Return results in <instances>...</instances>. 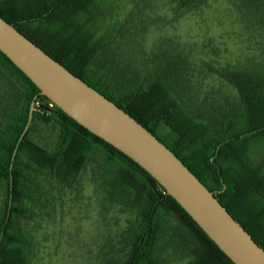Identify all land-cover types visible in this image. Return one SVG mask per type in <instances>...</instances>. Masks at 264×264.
Listing matches in <instances>:
<instances>
[{
    "label": "trees",
    "instance_id": "obj_1",
    "mask_svg": "<svg viewBox=\"0 0 264 264\" xmlns=\"http://www.w3.org/2000/svg\"><path fill=\"white\" fill-rule=\"evenodd\" d=\"M98 0H1L0 14L75 75L116 102L166 144L227 207L264 248V79L249 74H220L240 95L239 115L223 114L212 122L197 117L174 95L169 76L160 72L150 82L112 92L106 69L96 62L106 52L110 33L100 35L92 9ZM193 0H175L183 8ZM96 28H94V25ZM92 26V27H91ZM100 35V36H99ZM0 75L10 85L7 103L0 102V237L11 195V163L29 120L36 110L14 161L13 208L0 247V264H31L36 246L32 235L17 225L19 218L36 215L27 201L47 195L38 179L51 175L61 190L73 188L91 159L108 191L109 204L124 202L136 210L127 231L130 251L109 264H165L173 252L187 257L184 264H235L166 189L137 162L95 135L40 94L31 81L0 51ZM236 116V117H234ZM57 123L56 147L50 151L30 137L33 123Z\"/></svg>",
    "mask_w": 264,
    "mask_h": 264
},
{
    "label": "rangeland",
    "instance_id": "obj_2",
    "mask_svg": "<svg viewBox=\"0 0 264 264\" xmlns=\"http://www.w3.org/2000/svg\"><path fill=\"white\" fill-rule=\"evenodd\" d=\"M92 16L104 24L100 35L110 33L95 67L106 69L112 92L166 73L191 114L212 122L223 114L241 115L238 89L220 74L264 79V0H193L183 8L175 0H98ZM11 87L0 75V102L7 103L4 91ZM43 104L54 109L49 101L38 102ZM59 132L57 123L37 119L30 137L52 151ZM98 164L91 159L74 187L65 190L51 175L38 176L48 194L39 203L27 201L34 217L16 220L36 243L31 264H109L110 258L127 257L136 210L122 201L109 204L108 191L115 190L103 183ZM186 261L169 252L165 264Z\"/></svg>",
    "mask_w": 264,
    "mask_h": 264
},
{
    "label": "water",
    "instance_id": "obj_3",
    "mask_svg": "<svg viewBox=\"0 0 264 264\" xmlns=\"http://www.w3.org/2000/svg\"><path fill=\"white\" fill-rule=\"evenodd\" d=\"M0 51L66 114L150 173L235 264H264V248L216 195L155 134L116 102L75 75L0 14ZM17 143L11 163V195L0 247L12 215L14 161L28 131Z\"/></svg>",
    "mask_w": 264,
    "mask_h": 264
},
{
    "label": "built area",
    "instance_id": "obj_4",
    "mask_svg": "<svg viewBox=\"0 0 264 264\" xmlns=\"http://www.w3.org/2000/svg\"><path fill=\"white\" fill-rule=\"evenodd\" d=\"M48 105H49L50 107H53V106H54V102L50 101Z\"/></svg>",
    "mask_w": 264,
    "mask_h": 264
},
{
    "label": "flooded vegetation",
    "instance_id": "obj_5",
    "mask_svg": "<svg viewBox=\"0 0 264 264\" xmlns=\"http://www.w3.org/2000/svg\"><path fill=\"white\" fill-rule=\"evenodd\" d=\"M215 194V191H212Z\"/></svg>",
    "mask_w": 264,
    "mask_h": 264
}]
</instances>
